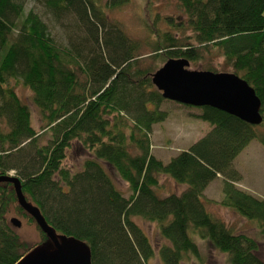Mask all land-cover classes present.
<instances>
[{
	"label": "trees",
	"instance_id": "16d2710c",
	"mask_svg": "<svg viewBox=\"0 0 264 264\" xmlns=\"http://www.w3.org/2000/svg\"><path fill=\"white\" fill-rule=\"evenodd\" d=\"M25 1L0 0V118L9 128L0 132V175L15 170L25 198L54 233L83 243L92 264L148 263L154 251L136 217L156 224L168 243L158 249L160 264L198 257L193 235L226 254L229 264H264L256 254V241L235 234L205 208L203 197L206 186L221 176L220 205L255 222L264 239V198L236 188L240 175L232 168L252 139L264 147V134L256 131L263 120L250 125L216 108L199 107L197 117L210 130L164 163L152 155L149 135L152 125L167 117L159 109L166 99L151 82L154 68L138 65L136 43L110 30L98 39L97 29L104 24L97 0H45L53 15L74 9L79 18L93 23L83 25L94 49L84 55L87 46L70 42L62 48L32 11L16 26ZM126 1L110 0L104 7ZM178 5L194 43H180L170 32L153 27V57L163 63L169 58L195 63L202 52H216L254 90L264 119V0H178ZM8 78L31 91L43 123L39 131ZM46 131L50 138L38 145ZM74 143L90 154L77 171L64 165ZM27 147L33 150L30 156ZM106 166L127 184L128 196L116 189ZM160 175L184 189L159 195ZM14 195L11 183L0 182V264H14L34 249L4 218L7 206L17 201Z\"/></svg>",
	"mask_w": 264,
	"mask_h": 264
},
{
	"label": "rangeland",
	"instance_id": "374dc122",
	"mask_svg": "<svg viewBox=\"0 0 264 264\" xmlns=\"http://www.w3.org/2000/svg\"><path fill=\"white\" fill-rule=\"evenodd\" d=\"M44 2L45 0H26L23 3V10L17 19L16 26L21 23L28 11H32L47 25L49 35L53 37L60 47H70V42L77 43L82 48L87 46L84 51L82 50L84 55L87 54L88 48H95L93 39L90 38L87 29L83 25L93 23L79 18L78 13L74 9H70L69 12L61 13L58 16L53 15ZM97 2L103 6V13L98 16L102 20L100 22L104 24L103 28L99 27L97 29L99 33L98 39L102 41L104 36H107L106 34L104 35L107 30V32L110 30V32L114 31L121 35L124 34L130 41L136 43L135 54L137 55L139 66L145 67L148 65L154 68L155 71L163 64V62L153 57L157 39L155 34L152 33L151 29L153 27L162 32H170L180 43H194L192 33L186 26L187 16L179 7L178 0H127L111 9L104 7L110 0H97ZM202 54L203 57L200 61L189 62L188 69H211L215 72H231L230 67L224 64L223 58L216 52L205 51ZM80 77L82 79V76ZM7 84L13 88L12 90H14L19 100L27 105L30 111L31 125L36 131H39L43 123L40 120L38 109L32 102L31 91L18 79L8 78ZM159 109L165 111L167 117L165 120L152 125L149 135V147L152 155L164 163H167L180 151L188 148L190 144L203 137L210 130L209 124L199 120L197 117L200 114L199 107L186 106L166 99L160 103ZM262 120L264 124V119ZM8 129L6 121L0 118V132H7ZM256 131L264 134V125L257 126ZM50 135L48 131L42 133L38 138V145H44ZM31 152L33 150L30 148L29 152H27L29 156L32 154ZM89 155L78 143H74L72 148L67 150V158L64 161V165L71 171H77L81 168L83 160ZM232 168L240 175V179L233 184L236 188L256 198H264V147L257 140L252 139L244 146L234 158ZM106 170L110 173L116 189L124 196H128L127 184L120 180V177L113 169L106 166ZM7 173L14 175L16 171L10 170ZM222 186L221 176L214 178L206 186L203 191V197L206 201L205 208L222 220L224 224L228 225L235 234L242 233L254 239L257 244L256 254L258 258L264 261V239L261 237L256 223L245 220L234 214L232 210L220 205L223 197ZM183 187L184 185L176 184L167 176L160 175L157 193L161 196L167 193L178 194L180 190L184 189ZM26 200L32 204L29 198ZM7 207L4 218L9 224L11 218L19 220V227L14 228L10 225L22 240L24 239L28 244L33 245L34 248L42 247L47 250L53 248L52 242L49 239L45 240L41 236L36 222L33 219H29L25 212L22 213L18 209L17 201H11ZM134 219L147 235L154 251L153 257L147 264H160L157 254L158 249L161 245L168 243L160 236L156 224L145 222L137 217ZM54 234L58 239L62 237L58 233ZM68 240L71 241L72 239L68 238ZM193 240H195L198 247V257L188 255L181 264H229L228 260H226V254L218 252L206 241L199 240L196 235H193ZM81 244L85 247L83 243Z\"/></svg>",
	"mask_w": 264,
	"mask_h": 264
},
{
	"label": "water",
	"instance_id": "95a60500",
	"mask_svg": "<svg viewBox=\"0 0 264 264\" xmlns=\"http://www.w3.org/2000/svg\"><path fill=\"white\" fill-rule=\"evenodd\" d=\"M188 66L189 61L184 58H169L153 71L151 82L163 98L197 108L210 106L250 125L261 123L260 101L243 79L233 72L190 70ZM0 182L13 185L19 206L53 244L50 250L35 247L14 264H92L87 248L80 242L55 236L39 209L27 202L17 177L0 175ZM9 222L14 228L20 226L16 218H11Z\"/></svg>",
	"mask_w": 264,
	"mask_h": 264
}]
</instances>
